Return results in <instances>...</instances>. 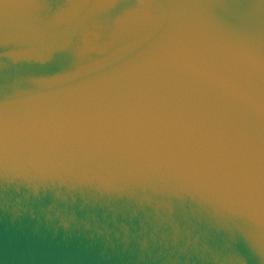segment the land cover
Wrapping results in <instances>:
<instances>
[{"label": "clouds", "instance_id": "9594fccd", "mask_svg": "<svg viewBox=\"0 0 264 264\" xmlns=\"http://www.w3.org/2000/svg\"><path fill=\"white\" fill-rule=\"evenodd\" d=\"M0 264H264V0H0Z\"/></svg>", "mask_w": 264, "mask_h": 264}]
</instances>
